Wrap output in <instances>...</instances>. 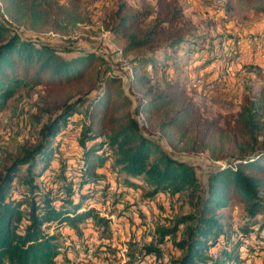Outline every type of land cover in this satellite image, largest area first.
<instances>
[{"label":"trees","instance_id":"16d2710c","mask_svg":"<svg viewBox=\"0 0 264 264\" xmlns=\"http://www.w3.org/2000/svg\"><path fill=\"white\" fill-rule=\"evenodd\" d=\"M208 1L224 16L238 4L264 14V0ZM78 2L0 0V111L20 89L41 87L39 112L49 115L40 140L0 164V264H58L61 243L49 229L69 227L81 235L80 226L92 222L109 232L112 219L102 213L111 198L118 205L138 193L143 206L161 193L183 196L190 211L171 213L149 243L128 245L126 255L136 263L263 258L264 94L245 93L237 111L210 114L188 85L169 79L183 60H202L194 57L202 46L199 27L182 0H118L103 19L120 64L130 68L126 80L97 51L66 52L41 41L50 33L82 31ZM154 73L164 77L158 81ZM162 142L172 152L205 154L221 164L202 187L197 168ZM107 166L109 174L125 175V189L119 184L113 195L108 174L101 173ZM98 195L99 206L90 205ZM231 203L244 208L237 228L220 212ZM168 240L172 251L165 260Z\"/></svg>","mask_w":264,"mask_h":264},{"label":"rangeland","instance_id":"374dc122","mask_svg":"<svg viewBox=\"0 0 264 264\" xmlns=\"http://www.w3.org/2000/svg\"><path fill=\"white\" fill-rule=\"evenodd\" d=\"M61 1L68 3L71 0ZM127 1L132 5L137 4V0ZM117 2L118 0H79L77 12L85 19V24L81 25L82 31H77L75 35L46 34L39 38L66 52L97 51L126 80L127 66L120 64L121 60L115 53L111 38L102 26L103 19L116 9ZM182 3L186 14L199 27L202 46L194 57L202 60H183L170 77L168 74L169 79L178 77L188 85L194 92L195 99L210 114L237 111L245 93L251 92L257 96L264 94V14H256L251 8L238 4L232 16H224L223 12L214 11L208 0H182ZM206 60L215 61L208 66ZM154 75L158 81L164 77L163 73ZM42 94L41 87L22 88L0 111V164L8 154H19L27 142L40 140L39 131L49 119V115L39 112V107L43 105ZM162 144L168 148L165 142ZM65 150H69L68 146ZM168 151L178 160L195 166L200 185L206 187L208 174L214 166L207 155L178 154L169 148ZM109 167L103 168L101 173L106 177L108 174L107 182H110V192L113 195L119 184L121 189H125V175H111ZM127 192L129 193L126 190ZM101 198L98 195L89 204L99 206ZM124 202L117 205L111 198V209L108 207L107 212L102 213L112 219V230L109 229V232H104L103 227L92 222L87 228H84L85 224L80 226L83 229L81 235L72 232L69 227L54 226L49 229L58 236L61 243L62 254L58 257V264H138L126 255L128 245L131 244L136 249L149 243L157 226L165 225L172 217L171 213L180 215L190 211L185 197H173L167 193H161L150 206L140 204L139 193L134 197L128 194ZM220 212L224 221L229 220L235 228L243 223L244 208L238 203H231ZM169 241L162 246L163 253L167 256L165 260L168 259L167 253L172 251ZM141 264L151 262L146 260ZM250 264H264V257L253 259Z\"/></svg>","mask_w":264,"mask_h":264},{"label":"built area","instance_id":"2783aa9c","mask_svg":"<svg viewBox=\"0 0 264 264\" xmlns=\"http://www.w3.org/2000/svg\"><path fill=\"white\" fill-rule=\"evenodd\" d=\"M2 8V5H1V3H0V9ZM0 13H3V10L1 9L0 10ZM5 18L8 20V18L5 16ZM108 36H109V33L108 32H105ZM48 35H53L52 33H50V34H48ZM114 45V44H113ZM114 48H115V51H118L119 52V49L114 45ZM127 70L129 71V73H130V68L129 67H127ZM131 74V73H130ZM139 119H140V121H143L144 120V117H143V115L142 114H140L139 115V117H138ZM213 162V161H212ZM214 164H221V162H213ZM72 174H74V172L72 171ZM238 234H239V232H238ZM240 235V234H239Z\"/></svg>","mask_w":264,"mask_h":264}]
</instances>
